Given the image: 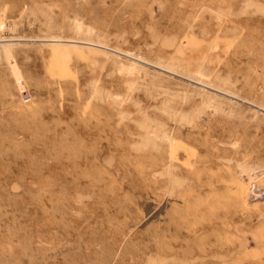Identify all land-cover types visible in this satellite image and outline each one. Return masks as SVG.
Listing matches in <instances>:
<instances>
[{"label":"rangeland","instance_id":"374dc122","mask_svg":"<svg viewBox=\"0 0 264 264\" xmlns=\"http://www.w3.org/2000/svg\"><path fill=\"white\" fill-rule=\"evenodd\" d=\"M0 39V264H264V0H0Z\"/></svg>","mask_w":264,"mask_h":264},{"label":"bare ground","instance_id":"6f19581e","mask_svg":"<svg viewBox=\"0 0 264 264\" xmlns=\"http://www.w3.org/2000/svg\"><path fill=\"white\" fill-rule=\"evenodd\" d=\"M218 16V15H217ZM69 29L72 31V35L73 38H76V41L80 40H90V41H95L97 42V40H102L101 36L99 35V32L97 31L96 28H94L92 25L86 23L80 16L78 15H74L73 17L70 18V21H69ZM1 40V39H0ZM5 42V41H4ZM98 43H102V42H98ZM13 49H14V44H1L0 45V53L3 51L6 55V57L8 59H11L12 58V54H13ZM14 60V59H13ZM161 64H163V66H165V69L167 67H172V66H178V65H175V64H172L171 62H166V61H161ZM12 68L14 70V73L16 75V78L17 79H20L21 80V77H20V74L18 72V68L17 66L14 64L12 65ZM136 68V66L134 65H130L128 67V71L129 72H132L134 69ZM130 74V73H128ZM133 80L130 79V84H132ZM20 85H21V89H23V82H20ZM25 91V90H24ZM98 92V91H97ZM29 94V93H28ZM23 95V94H22ZM110 96H113L111 95V93L109 94ZM25 99H26V96H24ZM109 97V96H108ZM114 100L115 101H118L120 103H122V101L124 100V98L122 96H113ZM29 99H30V96H29ZM27 99V100H29ZM209 107V106H208ZM176 117V116H175ZM147 119L144 118L142 119V124L148 128L149 132L148 134H152V135H149L148 139L151 140V142L154 144V145H157L158 143V139L159 140H165V141H172V137L170 136V133L167 131V129H155L153 128L151 125L147 124ZM163 127V126H162ZM151 136V137H150ZM252 165V164H251ZM254 167V166H253ZM246 168L245 165H241V169L242 171ZM253 170V169H252ZM255 171V169H254ZM256 173V172H255ZM254 173V174H255ZM264 179V178H263ZM262 179V180H263ZM261 180V181H262ZM260 182V181H259ZM257 185H258V182H256ZM254 184V183H253ZM260 186V185H259ZM254 187V186H253ZM252 187V188H253ZM258 188V187H257ZM256 190V189H255ZM260 192V191H258ZM258 195V194H257Z\"/></svg>","mask_w":264,"mask_h":264},{"label":"built area","instance_id":"2783aa9c","mask_svg":"<svg viewBox=\"0 0 264 264\" xmlns=\"http://www.w3.org/2000/svg\"><path fill=\"white\" fill-rule=\"evenodd\" d=\"M24 96H26V99H29V94H28V92H26V93L24 94Z\"/></svg>","mask_w":264,"mask_h":264}]
</instances>
